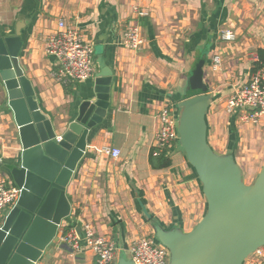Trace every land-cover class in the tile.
Segmentation results:
<instances>
[{
  "label": "crops",
  "instance_id": "1",
  "mask_svg": "<svg viewBox=\"0 0 264 264\" xmlns=\"http://www.w3.org/2000/svg\"><path fill=\"white\" fill-rule=\"evenodd\" d=\"M135 4L148 11L140 20L144 44L139 50L124 44ZM21 20L25 25L19 62L40 109L54 122L76 116L95 85V75L67 84L57 80L59 62L47 52V40L60 20L94 44L96 72L97 46L114 72L110 108L90 130L85 155L67 187L71 214L58 235L69 227L83 234V225L91 223L114 241L117 258L121 250L131 257L136 239L153 236L150 218L184 232L200 222L207 201L184 151L171 149L168 167L154 168L150 162L160 127L158 112L169 105L177 113L178 103L195 93L191 78L198 65L211 95L210 145L220 154H233L244 177L258 175L264 164V117L244 122L240 114H228L225 104L238 86L249 82L257 65L264 64V0H0V35L14 34ZM227 28L236 39L222 43L220 32ZM216 54L222 58L219 70L212 66ZM0 87V175L11 178L10 168L22 146L2 82ZM104 146L118 148L120 156L103 154ZM36 264L97 261L93 251L76 252L59 241L51 243Z\"/></svg>",
  "mask_w": 264,
  "mask_h": 264
},
{
  "label": "water",
  "instance_id": "2",
  "mask_svg": "<svg viewBox=\"0 0 264 264\" xmlns=\"http://www.w3.org/2000/svg\"><path fill=\"white\" fill-rule=\"evenodd\" d=\"M24 25L21 20L14 34L0 35V82L22 146L10 168L20 197L0 220V264H36L51 243L60 241L59 228L72 210L67 187L85 155L90 130L107 116L114 75L97 46L93 92L81 100L76 116L54 122L40 109L19 62ZM203 75L198 65L191 78L195 93L178 103L176 124L178 147L202 184L206 213L189 232L167 229L154 218L150 223L156 242L170 251L169 264H245L264 247V164L248 184L234 155L212 148L207 123L211 95ZM116 264L136 262L121 250Z\"/></svg>",
  "mask_w": 264,
  "mask_h": 264
},
{
  "label": "built area",
  "instance_id": "3",
  "mask_svg": "<svg viewBox=\"0 0 264 264\" xmlns=\"http://www.w3.org/2000/svg\"><path fill=\"white\" fill-rule=\"evenodd\" d=\"M134 18L128 24L125 32L124 44L132 50H139L144 44L142 36L141 18L148 16L145 7L133 6ZM220 38L233 41L236 34L232 29L220 32ZM47 52L57 58L59 69L56 72L57 80L62 84L82 82L96 73L94 44L86 40L76 27L68 25L64 20L59 21V29L47 40ZM255 61L259 60L254 56ZM222 58L216 54L212 58L214 70H219ZM225 110L228 114H240L244 122H258L264 117V64L252 75L249 82L238 86L226 101ZM160 123L156 133L157 155L162 150H170L178 146L177 113L173 107L165 105L158 112ZM102 153L118 158L121 151L118 148L104 146ZM20 188L10 177L0 175V220L6 210L16 205L20 197ZM60 241L69 245L73 251L80 252L89 249L94 252L97 264H115L117 247L112 239L96 232L91 223L83 225V234L75 227H69L61 232ZM131 258L136 264H169L170 251L167 247L158 244L154 236H142L133 242L130 250ZM245 264H264L263 247L253 253Z\"/></svg>",
  "mask_w": 264,
  "mask_h": 264
},
{
  "label": "trees",
  "instance_id": "4",
  "mask_svg": "<svg viewBox=\"0 0 264 264\" xmlns=\"http://www.w3.org/2000/svg\"><path fill=\"white\" fill-rule=\"evenodd\" d=\"M263 60H264V54L263 52H261L260 61H263ZM259 66L260 65L258 64L257 67L260 68L261 66L260 67ZM258 68H255V69L257 70ZM255 69L254 71H256ZM150 162L154 168H164V167H168L171 165V158L168 155L166 150H162L157 155H155L153 152L150 156Z\"/></svg>",
  "mask_w": 264,
  "mask_h": 264
},
{
  "label": "rangeland",
  "instance_id": "5",
  "mask_svg": "<svg viewBox=\"0 0 264 264\" xmlns=\"http://www.w3.org/2000/svg\"><path fill=\"white\" fill-rule=\"evenodd\" d=\"M221 41H222V43H224L222 38H221ZM228 42H232V41H228ZM0 99H2V88L1 87H0ZM225 106H226V104H225ZM181 151L183 152L182 149H181ZM244 180L246 183L251 184L255 179L254 178H248V176L246 175L244 177Z\"/></svg>",
  "mask_w": 264,
  "mask_h": 264
}]
</instances>
